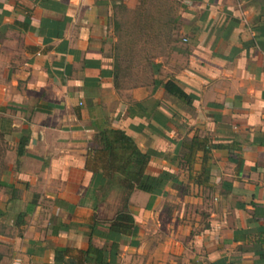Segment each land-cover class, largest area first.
Instances as JSON below:
<instances>
[{
  "label": "crops",
  "instance_id": "1",
  "mask_svg": "<svg viewBox=\"0 0 264 264\" xmlns=\"http://www.w3.org/2000/svg\"><path fill=\"white\" fill-rule=\"evenodd\" d=\"M136 1L0 0V264H264V0H179L169 56L128 85L106 16ZM104 128L158 192L124 206Z\"/></svg>",
  "mask_w": 264,
  "mask_h": 264
},
{
  "label": "rangeland",
  "instance_id": "2",
  "mask_svg": "<svg viewBox=\"0 0 264 264\" xmlns=\"http://www.w3.org/2000/svg\"><path fill=\"white\" fill-rule=\"evenodd\" d=\"M179 4V0H137L132 8L112 7L106 16L108 54L117 61L128 85L148 83L154 65L169 56L179 35Z\"/></svg>",
  "mask_w": 264,
  "mask_h": 264
},
{
  "label": "trees",
  "instance_id": "3",
  "mask_svg": "<svg viewBox=\"0 0 264 264\" xmlns=\"http://www.w3.org/2000/svg\"><path fill=\"white\" fill-rule=\"evenodd\" d=\"M165 91L175 97L189 99L181 89L174 85L172 80L163 83ZM100 150L105 156V173L117 179L122 189V202L125 203L132 189L148 193L158 192L168 179L169 175L160 173L157 176L147 175L143 172L147 162V154L140 152L132 139L119 129H100L96 135ZM20 151V150H19ZM133 220L124 212L117 213L111 222V227L129 229Z\"/></svg>",
  "mask_w": 264,
  "mask_h": 264
}]
</instances>
